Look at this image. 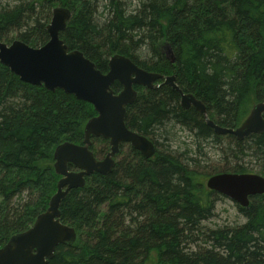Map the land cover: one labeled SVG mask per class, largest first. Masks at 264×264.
<instances>
[{
	"label": "trees",
	"instance_id": "obj_1",
	"mask_svg": "<svg viewBox=\"0 0 264 264\" xmlns=\"http://www.w3.org/2000/svg\"><path fill=\"white\" fill-rule=\"evenodd\" d=\"M105 1L98 9L97 0H18L0 8V42L44 45L51 10L62 7L71 17L60 39L102 73L121 55L147 72L174 76L223 128L238 127L252 104L264 101V0H137L130 12L123 0ZM134 90L125 125L149 138L156 153L144 159L122 144L111 173L91 175L68 192L60 222L76 239L58 245L48 264H264V195L246 208L235 204L242 224L205 225L225 198L205 187L207 178L249 173L245 162L264 176V133L241 141L216 136L193 107L181 108L171 87ZM95 115L88 103L25 84L0 64V248L46 210L59 180L54 149L81 144ZM175 128L191 135L196 156L212 144L217 167L204 171L188 151L174 150ZM90 150L102 158L108 142L92 139Z\"/></svg>",
	"mask_w": 264,
	"mask_h": 264
},
{
	"label": "water",
	"instance_id": "obj_2",
	"mask_svg": "<svg viewBox=\"0 0 264 264\" xmlns=\"http://www.w3.org/2000/svg\"><path fill=\"white\" fill-rule=\"evenodd\" d=\"M70 16L66 8L52 9L46 26L48 41L40 47H30L20 40L10 44L0 42V64L21 82L42 86L50 92L60 90L88 103L96 114L85 123L81 144L64 142L54 149L53 170L59 177L56 192L31 227L0 248V264H48L58 245L71 246L76 232L60 222V205L71 189L84 187L85 178L111 173L115 164L113 158L122 144H129L144 159L155 155L154 144L125 125L126 108L137 99L134 86L155 90L166 85L178 91L181 108L193 107L216 135L229 134L241 141L250 135L264 133V102L255 104L238 127L223 128L207 118L206 107L201 101L179 90L174 76L147 72L121 55L111 56L107 72H100L82 52L70 50L60 39ZM158 81L162 83L155 85ZM114 83L121 87L118 93L111 89ZM98 138L109 143V152L102 160H97L90 150L92 139ZM205 187L246 208L251 197L264 195V177L218 173L207 178Z\"/></svg>",
	"mask_w": 264,
	"mask_h": 264
},
{
	"label": "rangeland",
	"instance_id": "obj_3",
	"mask_svg": "<svg viewBox=\"0 0 264 264\" xmlns=\"http://www.w3.org/2000/svg\"><path fill=\"white\" fill-rule=\"evenodd\" d=\"M17 1L18 0H0V8H3L5 6L12 7L17 3ZM123 2L127 3V5H130L129 12L130 10L133 11L137 6L136 5L137 0H123ZM97 3L99 9L106 3V1L97 0ZM244 119L241 121V123L244 121ZM173 132L175 134V139L173 141L174 150H177L179 153L188 151L189 152L188 156L198 159L201 163V167L204 168L203 169L204 171L206 170L211 171V169L217 167L216 165L218 164L220 152L216 151V149H213L212 144L210 143L202 144L200 148L201 154L196 156L195 153L197 152V150H196V146L193 143L194 140L193 138H191V135H189L186 131H182L179 128H175ZM246 161H249V159H247ZM245 163L247 164L249 174H257L262 176L259 167L255 165L254 162L252 163L245 162ZM243 222L244 219L238 214L235 203H233L229 199L222 198V200L219 201L216 205L214 218L206 222L205 225L207 227L213 228L221 225H238V224H242Z\"/></svg>",
	"mask_w": 264,
	"mask_h": 264
},
{
	"label": "flooded vegetation",
	"instance_id": "obj_4",
	"mask_svg": "<svg viewBox=\"0 0 264 264\" xmlns=\"http://www.w3.org/2000/svg\"><path fill=\"white\" fill-rule=\"evenodd\" d=\"M71 13V12H70ZM71 17V16H70ZM70 19V18H69ZM69 21V20H68ZM67 21V22H68ZM67 26V25H66ZM162 83V81H158L155 85H159V84H161ZM164 86V85H163ZM134 87H136V86H134ZM133 87V88H134ZM139 87V86H138ZM142 88V87H141ZM144 89V88H143ZM136 91V90H135ZM118 93V92H117ZM137 94H138V92H137ZM133 105V104H132ZM128 107H130V106H128ZM131 131V130H130ZM133 132V131H132ZM147 138V137H146ZM148 140H149V138H147ZM106 141V140H105ZM151 141V140H150ZM108 142V141H107ZM152 142V141H151ZM77 145H79V144H77ZM127 148H130V149H132L131 147H130V145L129 144H124ZM92 146V145H91ZM155 150H156V147H155ZM109 152V143H108V150H107V152L105 153V155L107 154ZM105 155L102 157V158H96L97 160H102L104 157H105ZM115 158V157H114ZM114 158H113V160H114ZM114 162H115V160H114Z\"/></svg>",
	"mask_w": 264,
	"mask_h": 264
},
{
	"label": "bare ground",
	"instance_id": "obj_5",
	"mask_svg": "<svg viewBox=\"0 0 264 264\" xmlns=\"http://www.w3.org/2000/svg\"><path fill=\"white\" fill-rule=\"evenodd\" d=\"M52 11V10H51ZM26 84V83H25ZM264 102V101H263ZM257 103H260V102H257ZM257 103H254V104H252V106H251V108L255 105V104H257ZM251 108H250V110H251ZM216 135V134H215ZM216 136H222V135H216ZM234 203V202H233Z\"/></svg>",
	"mask_w": 264,
	"mask_h": 264
}]
</instances>
